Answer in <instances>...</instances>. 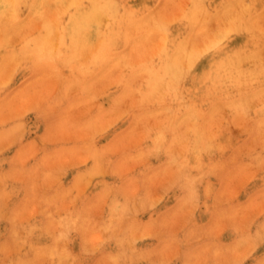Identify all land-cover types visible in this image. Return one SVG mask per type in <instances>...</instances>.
Instances as JSON below:
<instances>
[{
    "label": "clouds",
    "instance_id": "obj_1",
    "mask_svg": "<svg viewBox=\"0 0 264 264\" xmlns=\"http://www.w3.org/2000/svg\"><path fill=\"white\" fill-rule=\"evenodd\" d=\"M0 264H264V0H0Z\"/></svg>",
    "mask_w": 264,
    "mask_h": 264
}]
</instances>
